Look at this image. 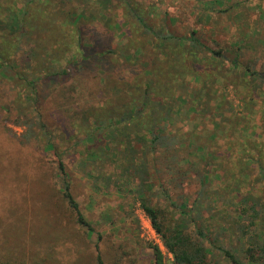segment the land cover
<instances>
[{
	"label": "rangeland",
	"instance_id": "rangeland-1",
	"mask_svg": "<svg viewBox=\"0 0 264 264\" xmlns=\"http://www.w3.org/2000/svg\"><path fill=\"white\" fill-rule=\"evenodd\" d=\"M26 1L0 0V18L12 11L9 5L25 7ZM28 8L48 46L49 53L40 58L49 62L55 51L56 66H64L67 74L41 78L34 104L23 101L19 85L0 76V264H98V256L104 264H158L155 245L163 264H173V253L162 234L152 233L137 195L118 191L111 181L99 179L100 173L91 174L94 164L82 150L97 143L79 144L88 132L83 110L132 96L137 106L147 99L146 69L189 64L184 57L166 60L159 36L147 32L136 15L158 33L179 37L177 44H188L195 31L203 44L220 48L229 60L212 58L197 46L200 74L201 65L207 68L202 80L172 75L174 83L183 80L193 89L215 79L211 92L230 102L233 114L231 125H224V139H213L212 123L195 114L170 126L187 143L205 145L206 159L198 153L185 157L200 159L208 180L199 203L194 180L181 181L183 174L176 171L155 175L152 204L161 208L164 232L171 237L170 230L185 222L192 237L212 248L210 264H233L224 249L249 264H264V80L258 75L264 78V0H81L79 11L85 13L88 36L94 34L93 47L113 51L102 62L96 54L82 62L73 56L79 54L78 27L65 20L76 9L71 1L35 0ZM233 60L258 72L246 77L248 86L236 80L241 69ZM213 67L226 74L219 80L208 76ZM153 79H159L156 73ZM181 163L190 167L187 160ZM105 171L115 177L114 167ZM65 179L88 226L64 196Z\"/></svg>",
	"mask_w": 264,
	"mask_h": 264
},
{
	"label": "trees",
	"instance_id": "trees-1",
	"mask_svg": "<svg viewBox=\"0 0 264 264\" xmlns=\"http://www.w3.org/2000/svg\"><path fill=\"white\" fill-rule=\"evenodd\" d=\"M34 1L27 0L28 5L25 4V7H18L17 4L16 7L9 5L7 10L12 11L7 13L6 17L0 18V76L19 85L20 94L23 93V101L32 104L36 103V83L41 78L67 74V69L64 66H56L55 51L50 53L49 62L40 58L42 52L49 53V51L41 36L40 27L29 19L28 7H31ZM68 1H71L76 9L70 15L68 12L65 20L78 27L76 44L78 53L81 54V57L75 53L73 56L79 62L85 61L89 56L95 54L101 62L106 60L107 54H111L113 51L105 53L101 50L104 46L93 47L91 39L94 34L90 31L88 36L90 29L85 25V13L83 10L79 11L81 0ZM136 18L147 32L159 36L158 44H162L160 47L163 48L166 60H171L173 57L175 61H179L184 57V60H188L189 64L184 69L174 64L167 65L166 69H162L159 65L146 69L145 73L149 75L150 79L146 82L143 95L145 94L147 99L142 100L137 106L136 98L132 96L125 100L119 99L120 103L117 102L116 105H110L103 109H91L90 107L83 110L82 117L86 116L83 125L88 129V132L85 137L80 139L79 144H88L87 141H91L93 144L97 143V145L82 150L83 155H86L85 159L88 158L89 162L94 164L91 166V174L100 173L99 179L111 181L118 191L137 195L153 226L157 232L162 234L166 247L173 253V264H210L209 256L212 254V248L192 237L186 231L185 222H179L170 230L171 237L164 232L161 208L152 204V197L155 194L153 190L156 185L155 175H165L170 172L174 174V171L178 175L183 174L181 181L186 179L187 182H192L194 180L198 184L200 195L197 201L199 203H201V197L205 196L208 175L201 171L199 164L201 160L191 162L185 157L198 153L201 156L199 158L206 159L208 154L205 153V145L196 144L195 141L187 143V139L183 140V133L173 132L170 130V126L177 120H186L195 114L200 119H209L212 123L211 136L213 139H224L227 130L224 125L232 123V105L225 98L215 97L211 92L215 79L207 77L210 81L206 80L208 82H205L200 89H193L183 80L174 83L172 75L190 76L197 81L202 80V73L207 71V68L201 65L200 74V65L197 62L199 59L194 51V47L197 46L201 47V50H207L212 58H221L220 60L224 62L229 60L221 54L220 48L203 44L195 36V31L188 39V44H177L179 37L174 38L170 34L158 33L142 16L136 15ZM96 42L98 43L97 40ZM96 50L101 51L99 53ZM134 57L136 55L130 56V60H133ZM231 63L241 69V73L238 74L239 79L236 80L245 87L250 84L246 77H254L258 74L254 68L239 64L236 60ZM155 73L159 77L157 80L153 79ZM206 73L210 77L215 76L218 80L226 74L222 68L218 67H213L211 72ZM258 75L260 79L264 80L260 73ZM138 88L142 90L139 85L136 89ZM254 89H257V86ZM254 89L253 91H255ZM245 96L243 95V98ZM250 99L254 100L255 96L252 95ZM227 109L230 112L228 117H226ZM118 110H120L119 115H117ZM116 116L118 117L116 118ZM103 142H105L104 145ZM49 145L52 146V144ZM185 160L189 163V168L182 165L181 162ZM107 166L116 169L115 177H113V173H105ZM60 170L62 175L66 174L63 165L60 166ZM137 179L141 181H137ZM168 180V183L172 184L173 176ZM63 192L77 212L79 222L88 226L89 223L80 211L79 204L70 191V183L66 179ZM162 193L165 194L166 189L162 190ZM197 233L200 236H206L201 228L197 230ZM251 250L248 248L246 252L251 253ZM154 252L158 264H163V253L160 247L155 245ZM223 252L233 264H249L230 253L228 249H224ZM251 256L253 255L251 254ZM249 259L253 262L252 258ZM98 264H104L101 256H98Z\"/></svg>",
	"mask_w": 264,
	"mask_h": 264
},
{
	"label": "built area",
	"instance_id": "built-area-1",
	"mask_svg": "<svg viewBox=\"0 0 264 264\" xmlns=\"http://www.w3.org/2000/svg\"><path fill=\"white\" fill-rule=\"evenodd\" d=\"M149 227H151V229H152V233H153V231L155 230V228L153 227V224L151 223V226H149ZM148 227V228H149ZM153 227V228H152ZM154 229V230H153ZM156 231V230H155Z\"/></svg>",
	"mask_w": 264,
	"mask_h": 264
}]
</instances>
